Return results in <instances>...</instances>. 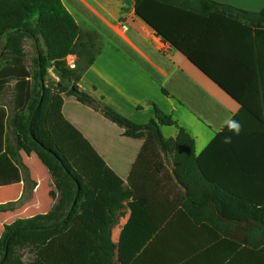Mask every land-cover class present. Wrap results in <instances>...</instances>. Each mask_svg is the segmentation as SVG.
<instances>
[{
    "label": "trees",
    "instance_id": "1",
    "mask_svg": "<svg viewBox=\"0 0 264 264\" xmlns=\"http://www.w3.org/2000/svg\"><path fill=\"white\" fill-rule=\"evenodd\" d=\"M134 13L234 99L251 129L232 134L228 127L196 155L194 139L156 106L152 119L136 124L79 89L76 83L95 59L94 34L60 0H0V95L10 91L12 103L11 114L0 108V186L29 181L23 151L37 156L56 190L47 214L3 225L0 264H151L160 242L174 237L159 240L156 231L173 225L177 212L185 226H210L232 238L242 227L232 213L243 204L254 222L243 225L242 241L264 255V90L261 79L249 74L245 82L257 83L244 84L237 74L238 39L264 29V7L249 12L212 0H134ZM203 20L209 29L221 27L236 49L219 59L223 64L211 66L199 55L201 39L193 30L204 29ZM26 40L33 48L28 65ZM70 55L80 62L74 69L66 64ZM60 94L100 112L123 136L143 140L126 189H113L110 179L123 182L62 117ZM170 126L178 133L165 138L161 127ZM115 195L131 211L116 244V219L99 213L112 209ZM13 209L12 202L0 204V213Z\"/></svg>",
    "mask_w": 264,
    "mask_h": 264
},
{
    "label": "crops",
    "instance_id": "2",
    "mask_svg": "<svg viewBox=\"0 0 264 264\" xmlns=\"http://www.w3.org/2000/svg\"><path fill=\"white\" fill-rule=\"evenodd\" d=\"M60 1L82 29L94 34L97 51L93 63L85 68L76 83L80 90L136 124H145L152 119L153 106H156L194 139L196 155H200L222 130L229 127L230 132L236 134L234 124L239 125V131L242 127L251 129L245 113L234 99L135 15L134 0ZM212 1L249 12H258L264 7V0ZM203 22L204 29L196 25L193 30H197L201 39L197 45L199 55L208 62L212 61L209 65L216 66L222 56L236 49L227 45L221 27L212 30L208 21ZM243 34L237 42V56L241 58L237 74L244 84L257 83L245 82L249 74L257 81L261 79L258 84L264 90V29H251V33L244 31ZM76 64H80L79 60H75ZM49 78L58 80L51 70ZM6 94L11 95V92L0 95V108L11 114V97L5 102ZM60 96L62 117L89 142L106 166L123 182L119 185L117 179H110L113 189H126L143 140L123 136L122 128L73 96ZM0 118L3 119L1 112ZM161 132L165 138H174L178 129L161 127ZM4 144L2 134V151ZM19 155L28 169L29 181L0 186V204L14 203L12 211L0 213L12 215L11 220L0 222V235L3 225L45 215L56 202L50 196V191L56 190L46 167L34 153L28 155L20 151ZM1 192L7 194L1 195ZM112 203V209L99 213L116 219L111 229V239L116 244L131 211L127 200L121 202L116 197ZM178 214L174 215L178 217L173 225H164L156 231L159 240L166 238L167 234L174 237L160 242L151 264H171L168 259L175 256L177 260H172L173 264H264V255L259 249L242 241L243 223L241 229L230 230L233 232L231 238L210 226H185ZM130 264L138 263L133 261Z\"/></svg>",
    "mask_w": 264,
    "mask_h": 264
},
{
    "label": "rangeland",
    "instance_id": "3",
    "mask_svg": "<svg viewBox=\"0 0 264 264\" xmlns=\"http://www.w3.org/2000/svg\"><path fill=\"white\" fill-rule=\"evenodd\" d=\"M23 50L25 51V54H26V64L28 65L30 63L29 62V59L31 58L30 55L33 54V48H32L31 42L29 40H26L24 42V44H23ZM9 97H11L10 94H6L5 95V102H7L9 100ZM5 194H7V192L6 193L1 192V195H5ZM232 216H235V218H237L240 223L241 222L243 223V221H244V225L245 224H251V223L254 222V221L251 220V216L247 212V210L245 208V204H243V207H242L241 210H238V211L232 213ZM11 219H12V215H10V214L0 215V222L3 221V220H5L7 222V221H9Z\"/></svg>",
    "mask_w": 264,
    "mask_h": 264
},
{
    "label": "built area",
    "instance_id": "4",
    "mask_svg": "<svg viewBox=\"0 0 264 264\" xmlns=\"http://www.w3.org/2000/svg\"><path fill=\"white\" fill-rule=\"evenodd\" d=\"M69 58V59H68ZM75 57L73 56H68L66 58V64L70 69H74L75 68Z\"/></svg>",
    "mask_w": 264,
    "mask_h": 264
},
{
    "label": "clouds",
    "instance_id": "5",
    "mask_svg": "<svg viewBox=\"0 0 264 264\" xmlns=\"http://www.w3.org/2000/svg\"><path fill=\"white\" fill-rule=\"evenodd\" d=\"M233 129L238 133L239 132V125L238 124H234L233 125ZM225 142H228L227 140Z\"/></svg>",
    "mask_w": 264,
    "mask_h": 264
}]
</instances>
